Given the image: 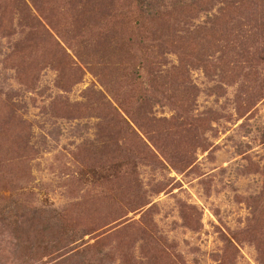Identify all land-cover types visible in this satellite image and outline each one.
<instances>
[{"label":"rangeland","instance_id":"374dc122","mask_svg":"<svg viewBox=\"0 0 264 264\" xmlns=\"http://www.w3.org/2000/svg\"><path fill=\"white\" fill-rule=\"evenodd\" d=\"M0 264H264V0H0Z\"/></svg>","mask_w":264,"mask_h":264}]
</instances>
